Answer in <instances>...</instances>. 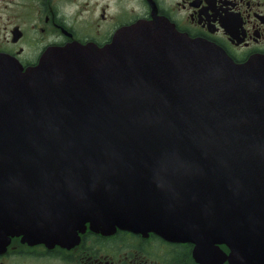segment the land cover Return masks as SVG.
I'll return each mask as SVG.
<instances>
[{
    "label": "water",
    "instance_id": "water-1",
    "mask_svg": "<svg viewBox=\"0 0 264 264\" xmlns=\"http://www.w3.org/2000/svg\"><path fill=\"white\" fill-rule=\"evenodd\" d=\"M87 222L264 264V57L237 65L165 21L26 71L0 55V244Z\"/></svg>",
    "mask_w": 264,
    "mask_h": 264
},
{
    "label": "flooded vegetation",
    "instance_id": "flooded-vegetation-1",
    "mask_svg": "<svg viewBox=\"0 0 264 264\" xmlns=\"http://www.w3.org/2000/svg\"><path fill=\"white\" fill-rule=\"evenodd\" d=\"M160 19L217 45L238 64L264 56V0H0V54L27 69L50 49L104 47L121 28ZM183 247L153 233L87 228L67 247L12 238L0 247V264H193L192 250L186 259Z\"/></svg>",
    "mask_w": 264,
    "mask_h": 264
},
{
    "label": "trees",
    "instance_id": "trees-1",
    "mask_svg": "<svg viewBox=\"0 0 264 264\" xmlns=\"http://www.w3.org/2000/svg\"><path fill=\"white\" fill-rule=\"evenodd\" d=\"M191 248L189 247V246H187L186 248H182L181 249V251L180 252H185V254H186V259L188 258V255H189V252L191 251L190 250ZM187 252V253H186ZM186 262H188L187 260H185ZM189 263V262H188ZM190 264V263H189ZM193 264H195L194 262H193Z\"/></svg>",
    "mask_w": 264,
    "mask_h": 264
}]
</instances>
